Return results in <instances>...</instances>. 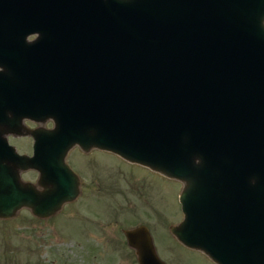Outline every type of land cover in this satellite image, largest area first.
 <instances>
[{
	"label": "water",
	"instance_id": "water-1",
	"mask_svg": "<svg viewBox=\"0 0 264 264\" xmlns=\"http://www.w3.org/2000/svg\"><path fill=\"white\" fill-rule=\"evenodd\" d=\"M0 64V218L73 200L65 156L96 146L183 182V244L264 264V0H0ZM124 233L139 264H166L146 224Z\"/></svg>",
	"mask_w": 264,
	"mask_h": 264
},
{
	"label": "rangeland",
	"instance_id": "rangeland-1",
	"mask_svg": "<svg viewBox=\"0 0 264 264\" xmlns=\"http://www.w3.org/2000/svg\"><path fill=\"white\" fill-rule=\"evenodd\" d=\"M30 120L53 125L51 119ZM7 137L19 152L32 149L30 134ZM67 160L80 177L78 195L47 217L21 207L0 218V264H138L124 230L140 223L166 264H218L170 231L183 216L181 180L105 148H74ZM36 175L35 169L21 171L24 180L35 182Z\"/></svg>",
	"mask_w": 264,
	"mask_h": 264
},
{
	"label": "flooded vegetation",
	"instance_id": "flooded-vegetation-1",
	"mask_svg": "<svg viewBox=\"0 0 264 264\" xmlns=\"http://www.w3.org/2000/svg\"><path fill=\"white\" fill-rule=\"evenodd\" d=\"M39 35V32H37V31H35V32H31V33H29L27 36H26V39H27V41H30V40H32V39H35L37 36ZM29 45L28 44H26V45H22V50L26 53L25 54V56H27V54H28V50H29V47H28ZM23 63L25 64V65H28V61L27 60H24L23 61ZM5 69V66H3V64H0V70H4ZM13 73H17L18 71H12ZM6 116H7V119L10 117V112L9 111H7L6 112ZM9 116V117H8ZM26 119H28V118H23L22 119V122H23V124H25V125H27V126H29V127H36V126H42L41 124H39V123H37V122H34V121H32V120H30V121H32L31 123H30V125H29V123H26L27 121H26ZM41 121V120H40ZM40 121H38V122H40ZM6 122V120H2L1 122H0V125H3L4 123ZM43 126H46V125H43ZM50 126H52V123H50L49 125H47L46 127H50ZM8 137H9V135H8ZM9 139V138H8ZM31 139H32V142H33V138L31 137ZM74 148H77L78 150H81V151H89V149L88 150H84L83 148H81L79 145H74L72 148H70L69 149V151L67 152V155L65 156V161L70 165V163L68 162V160H67V158H68V154L70 153V151L72 150V149H74ZM96 148H99V147H96V146H93V147H91L90 149H96ZM21 152H24V153H32V149L29 151V152H25L24 150H21ZM71 166V165H70ZM72 167V166H71ZM73 168V167H72ZM74 169V168H73ZM35 171H36V173H37V178H36V181H35V183H36V185H37V187H39V188H41V185H40V183H39V177H40V171L38 170V169H35ZM78 174V173H77ZM78 176H79V174H78ZM79 179H80V177H79ZM79 187H80V183H79ZM71 201V200H70ZM66 202H68V201H66ZM65 203V202H64ZM63 203V204H64ZM139 264V263H138Z\"/></svg>",
	"mask_w": 264,
	"mask_h": 264
}]
</instances>
